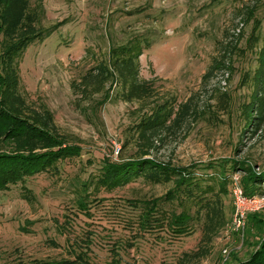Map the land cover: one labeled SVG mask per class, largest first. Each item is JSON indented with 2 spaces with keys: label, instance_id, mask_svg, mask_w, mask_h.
<instances>
[{
  "label": "rangeland",
  "instance_id": "1",
  "mask_svg": "<svg viewBox=\"0 0 264 264\" xmlns=\"http://www.w3.org/2000/svg\"><path fill=\"white\" fill-rule=\"evenodd\" d=\"M41 5L40 27L62 23L28 44L19 59L23 111L39 115L43 104L52 130L78 143L81 152L56 171L29 177L24 184L29 200L19 183L0 191V264L246 262L264 239V206L248 211L243 225L231 229L229 183L225 191L214 187L210 219L202 212L196 216L191 206L185 222L192 231L185 235L135 227L140 210L130 203L162 196L170 182L151 184L139 177L110 191L90 185L83 190L82 183L96 172L101 156L152 158L171 166L233 159L264 169V123L246 131L240 113L253 89L240 81L255 75L256 54L238 50L252 29L243 19L245 6L254 8L263 30L264 0H41ZM136 38L142 47L135 82L146 81V88L130 87L128 73L108 62L110 49ZM230 45L235 48L224 58L229 69L214 68L203 79ZM164 101L188 102L189 115L173 129L138 135L139 118ZM1 130L2 125L0 135ZM232 173L237 182L243 175Z\"/></svg>",
  "mask_w": 264,
  "mask_h": 264
},
{
  "label": "trees",
  "instance_id": "2",
  "mask_svg": "<svg viewBox=\"0 0 264 264\" xmlns=\"http://www.w3.org/2000/svg\"><path fill=\"white\" fill-rule=\"evenodd\" d=\"M42 14L41 0H34L33 3L30 0H0V147L6 148L0 150V191L17 183L25 189L24 184L29 177L56 171L61 162L71 160L81 152L78 143L67 141L52 130L51 114L43 104H40L39 115L32 117L23 111L24 99L18 91L19 59L28 44L42 41L56 29L55 25L62 23L42 28L39 26ZM243 16V19L252 22V29L246 45L238 50L244 54L246 50L254 51L257 66L252 78L240 81L253 87L248 101L240 104V113L245 120L244 130L252 132L259 130L264 123V29L262 30L261 20L255 17L254 8L245 6ZM139 43L136 38L113 47L109 51L108 62L128 73L132 80L130 87L146 88L149 85L146 81L135 82L142 47ZM233 48L234 45H230L229 49L226 47L222 59H213V64L206 69L202 78H207L214 68L229 69L228 65H224V58ZM189 113L188 102L175 105L174 101H164L139 118L136 133L140 135L149 132L157 135L162 130L173 129ZM225 162L226 164L209 161L199 166H171L152 158L119 157L114 160L101 156L96 172L90 174V178L85 177L82 189L85 190L90 185L96 191H110L139 177L151 184L170 182L171 186L162 196L128 204L139 206L135 227L140 231L165 228L170 229L173 235H185L192 231H189L190 226L185 222L191 218V206L195 207L196 216L202 212L205 220L210 219L209 214L213 211L216 200L211 198L213 189L216 184L220 191H225L227 183L231 186L233 171H243L238 184L247 196L264 194V169L256 171L253 164L245 160L231 159ZM90 181L92 182L89 184ZM24 191L23 197L29 200V190ZM177 205L180 210L176 213ZM79 208L85 209L86 206ZM218 216L221 217V213ZM68 264H72L71 261ZM239 264H264V239L250 258Z\"/></svg>",
  "mask_w": 264,
  "mask_h": 264
},
{
  "label": "built area",
  "instance_id": "3",
  "mask_svg": "<svg viewBox=\"0 0 264 264\" xmlns=\"http://www.w3.org/2000/svg\"><path fill=\"white\" fill-rule=\"evenodd\" d=\"M116 153V150H115ZM230 186L231 201L233 205L232 219L230 221L231 229H238L243 225L244 218L248 211H254L264 206V194L262 196L249 197L239 186L236 177H232Z\"/></svg>",
  "mask_w": 264,
  "mask_h": 264
}]
</instances>
